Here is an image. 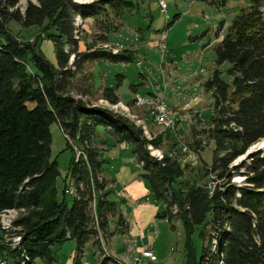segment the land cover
<instances>
[{
    "label": "trees",
    "instance_id": "1",
    "mask_svg": "<svg viewBox=\"0 0 264 264\" xmlns=\"http://www.w3.org/2000/svg\"><path fill=\"white\" fill-rule=\"evenodd\" d=\"M224 2L210 4L221 7ZM129 6L126 0H98L88 7L77 6L73 0H28L21 9L20 0H0V215L17 212L11 231H3L0 221V258L18 263L24 253V264L36 259L56 264L54 248L73 241V264H80L90 242L98 246L101 239H111L117 228L127 231L128 223L101 178L105 160L92 146L96 128L103 127L115 144L128 145L136 157L141 169L138 178L164 207L155 218L167 221L172 229L174 222L182 223L185 264H264V152L250 153L232 166L264 140V0H247L214 49L216 69L203 83L213 101L212 116L200 134L194 133L213 143L211 163L204 167L205 177L211 176L212 181L186 185L184 191V168L167 155L158 160L149 154L147 146L158 149L159 138L147 141L141 127L127 117L91 108L86 101L93 96L117 105L116 90L123 78L118 76L115 88L95 90L91 73L81 75L89 63H127L132 57L92 45L80 52L76 20L96 19L109 7ZM10 22L21 28H42L54 45L56 65L46 60L39 45L18 41L8 27ZM105 42L104 37L99 39ZM223 64H228V80L218 69ZM77 76H81L78 86ZM54 123L85 157H72L70 162L76 190L70 206L56 197L59 171L51 159L50 134ZM67 147L71 148L69 143ZM192 149L198 154L200 141ZM236 175L243 178L242 185L232 182ZM208 226V244L196 258L189 236L195 228ZM7 233L10 239L20 238L15 248L4 243ZM200 236L205 239L204 230Z\"/></svg>",
    "mask_w": 264,
    "mask_h": 264
},
{
    "label": "rangeland",
    "instance_id": "2",
    "mask_svg": "<svg viewBox=\"0 0 264 264\" xmlns=\"http://www.w3.org/2000/svg\"><path fill=\"white\" fill-rule=\"evenodd\" d=\"M27 1L20 0L21 9ZM96 1L98 0H73L75 5L85 7ZM126 1L131 6L121 7V10H112L109 7L108 12L96 19H86L82 22L77 18L76 22L80 26L78 34L80 52L92 45L94 49L132 57V61L127 63H89L81 75L91 73L95 89L102 84L115 88L119 82L118 76L123 78L116 90L120 99L117 105L112 107L103 100H94L93 96L91 100L86 101L91 108L106 109L127 117L136 126L141 127L142 131L145 130L143 134L147 141L159 138L158 149L147 146L149 154L154 158L158 155H167L184 168V176L181 179L183 191L186 185L193 183L210 184L212 177H205L204 167L211 163L213 143L207 141L205 136L194 134H200L212 116L213 101L205 92L203 83L216 69L214 64L216 45L233 17L247 5V0H223L225 6L221 7L210 2L219 3L222 0H163L166 5L165 12L160 8L159 0ZM175 16L177 18L173 22ZM220 25L223 28L221 27L222 31L219 33ZM8 27L18 41L39 45L46 60L56 65L54 45L50 40H46L47 33H44L42 28L35 26L21 28L13 22H10ZM216 32L220 36L218 39L215 36ZM102 37L105 38V43H99ZM227 68L228 64L218 68L224 80H228L225 74ZM80 77H75L77 86ZM132 89L137 90V93L132 92ZM136 94L152 102H157L160 98L171 111L168 117L172 121L173 129L159 126L154 122L151 106L135 105ZM96 132L92 146L99 150L100 160H105L101 175L107 180L106 189L113 192L110 199L115 200V197L119 199L116 195L121 191H131L134 199L140 198L138 203L143 208L140 207L139 211L144 226L141 227L135 221L136 210L131 205L119 203V210L130 222V235L122 233L126 231L116 227L117 233L108 241L101 239L98 246L90 242L84 248L82 264H101L103 260L104 264H117L113 259L123 261L126 254L129 257L138 255L145 244L156 256V262L151 264H185L186 234L182 223L174 222L172 229L167 221L155 218L156 213H160L164 207L154 199L148 184L138 178L141 169L128 145L124 148L113 147V139L103 127H97ZM50 134L51 159L56 160L59 171V176L55 180L56 197L58 200L64 198L70 206L72 197L63 195V189L72 184L69 174L70 162L81 149L77 143L68 142L55 123L50 126ZM198 141L202 149L197 154L192 148ZM261 142L264 145V140ZM67 143L71 148L67 147ZM258 148L256 144L254 151ZM245 158H237L232 166L240 164ZM121 168L125 170L119 177L118 172ZM130 175L133 178L127 180ZM122 181L124 183H121ZM232 182L242 185L243 178L236 175ZM133 187L137 188V193L133 192ZM16 216L11 214L10 218L13 220ZM114 230L115 227L111 224L110 231ZM203 230L205 239L200 236ZM209 230V226L206 229L197 227L189 236L196 258L201 256L203 246L208 244ZM6 239L9 244V233ZM4 243L7 244L5 241ZM54 249L56 264H71V255L75 250L73 241H67ZM6 260L9 264H16L11 258ZM32 264L43 262L36 259Z\"/></svg>",
    "mask_w": 264,
    "mask_h": 264
},
{
    "label": "built area",
    "instance_id": "3",
    "mask_svg": "<svg viewBox=\"0 0 264 264\" xmlns=\"http://www.w3.org/2000/svg\"><path fill=\"white\" fill-rule=\"evenodd\" d=\"M159 6L162 10V12L166 11V5L164 3L163 0H159ZM78 21V20H76ZM76 24L78 25V23L76 22ZM135 105L139 106V105H147V106H151L152 107V115H153V119L154 122L156 124H158L159 126H163L165 128H171L173 129L172 126V121L169 119V115L171 114V111L166 107V105L164 104L163 101L160 100V98L157 100V102H152L150 99H143L141 98L138 94L135 95ZM156 100V98H154ZM107 104V103H106ZM113 107V106H112ZM125 110H127L125 108ZM144 129H143V133H144ZM80 157H84L83 152L79 151L78 155H76V160H78ZM158 160H160L162 158V155H158L157 157ZM72 182V181H71ZM64 194L67 196H71L73 197L76 194V190H75V186L72 182V184L70 183L69 186L65 187L64 189ZM11 214H15L17 215V212L14 210H8L3 212L0 215V221H1V227L3 229V231L5 232H9L11 231L12 228V223H13V219L12 217L10 218ZM7 238V234L5 235V242H7L8 244V239ZM20 238L18 237H14L13 239H10L9 241V246H11L12 248H15L18 243H19ZM26 260V257L24 256V253L21 254V259L18 263L16 264H24V261ZM156 262V256L154 254V252L152 251L151 248L149 247H143L142 251L138 254V255H134L132 256L128 261H125L121 264H151ZM0 264H9L8 261L4 258H0Z\"/></svg>",
    "mask_w": 264,
    "mask_h": 264
},
{
    "label": "crops",
    "instance_id": "4",
    "mask_svg": "<svg viewBox=\"0 0 264 264\" xmlns=\"http://www.w3.org/2000/svg\"><path fill=\"white\" fill-rule=\"evenodd\" d=\"M104 86H106L105 84H102V85H100L98 88H97V90H99L101 87H104ZM93 88L95 89V87H94V85H93ZM96 90V89H95ZM135 92L137 93V90H135ZM119 101H120V99H119ZM117 146H120L121 148H124L125 146H127L126 144H115L114 143V140H113V147H117ZM102 150H105V149H102ZM99 158H100V155H99ZM101 159V158H100ZM124 168H121L120 169V171L118 172V175H119V177H121L120 176V174L122 175L123 173H124ZM139 175V174H138ZM137 175V176H138ZM101 178H103L102 177V175H101ZM133 178V176L132 175H130V176H128V179L127 180H131ZM104 179V178H103ZM106 180V179H105ZM125 180H126V178H125ZM124 180V181H125ZM107 181V180H106ZM124 181H122L121 183H124ZM116 183V182H115ZM111 185V184H110ZM115 185V184H114ZM133 189V192L135 191V193H137L136 192V187H133L132 188ZM112 190V189H111ZM111 193H113V192H111ZM119 195H116L117 197H119V199L117 198L116 199V197H115V200H112V201H114V202H116L117 203V207H118V210H119V203H123V204H128V205H131L133 208H134V210H136L135 212H136V217H135V221H137V223L141 226V227H143L144 226V222H143V220L140 218V211H139V208L141 207V208H143V206H140L139 205V203H138V201H139V199L140 198H137V199H134L133 198V193L130 191V192H126V191H121V192H119L118 193ZM120 211V213L122 214V212H121V210H119ZM157 214V213H156ZM122 216H123V218L125 219L126 217H124V215L122 214ZM126 221H127V218L125 219ZM127 223H128V229H127V231L126 232H122V233H124V234H127V235H130V222L129 221H127ZM122 233H120V234H122ZM147 244H145L143 247H145ZM74 256H75V250H74V253H73V255H71V259H72V261H71V264L73 263V259H74ZM112 256V255H111ZM82 257H83V255H82ZM132 257V256H131ZM131 257H129L127 254H126V256H125V258H124V260L122 261V260H118L116 257H114V258H116V259H113L114 260V262H117V264H121V263H123V262H125V261H128ZM82 259V258H81ZM98 262V260H96V263ZM80 264H82V260H80Z\"/></svg>",
    "mask_w": 264,
    "mask_h": 264
},
{
    "label": "water",
    "instance_id": "5",
    "mask_svg": "<svg viewBox=\"0 0 264 264\" xmlns=\"http://www.w3.org/2000/svg\"><path fill=\"white\" fill-rule=\"evenodd\" d=\"M255 145H253L251 148H249V150L243 156H241L240 159H243V158H245V156H247L248 154L252 153L255 150ZM262 150H264V148H258L254 152H259V151H262Z\"/></svg>",
    "mask_w": 264,
    "mask_h": 264
},
{
    "label": "bare ground",
    "instance_id": "6",
    "mask_svg": "<svg viewBox=\"0 0 264 264\" xmlns=\"http://www.w3.org/2000/svg\"><path fill=\"white\" fill-rule=\"evenodd\" d=\"M257 147H259V148H264V145H263V142H259V143H257Z\"/></svg>",
    "mask_w": 264,
    "mask_h": 264
}]
</instances>
